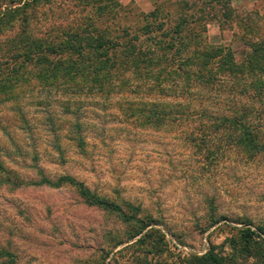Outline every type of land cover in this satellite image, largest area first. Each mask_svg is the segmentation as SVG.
<instances>
[{"label": "rangeland", "instance_id": "374dc122", "mask_svg": "<svg viewBox=\"0 0 264 264\" xmlns=\"http://www.w3.org/2000/svg\"><path fill=\"white\" fill-rule=\"evenodd\" d=\"M28 1L0 0V6ZM30 5H44L32 21L36 36L57 43L79 34V23L89 15L99 27L129 26L135 32L157 10L162 33L171 32L185 11L195 23L187 38L195 33L210 46L227 47L238 63L264 37V0H41ZM33 85L0 104V252L16 264H134L137 258L186 264L187 257L211 247L221 251L235 229L243 228L242 221L252 223L253 230L264 224V156L204 166V156L179 131L128 118L131 105L141 103L132 96L106 100L86 91L89 97H79V77L57 86ZM39 170L54 180L73 176L122 206V201L141 206V218L151 215L153 227L165 237L163 254L132 249L137 239L128 241L120 216L87 205L73 188L34 185Z\"/></svg>", "mask_w": 264, "mask_h": 264}, {"label": "trees", "instance_id": "16d2710c", "mask_svg": "<svg viewBox=\"0 0 264 264\" xmlns=\"http://www.w3.org/2000/svg\"><path fill=\"white\" fill-rule=\"evenodd\" d=\"M40 1L0 6V104L18 99L20 91L33 84L57 86L79 77V97L132 96L141 103L131 105L128 118L144 121L147 127L179 131L204 156V166L240 158L252 162L264 156V37L252 43L250 53L238 63L227 47L210 46L195 33L187 38L194 21L185 11L174 20L171 32L162 33L157 10L135 32L129 26L99 27L89 15L79 23V34H69L57 43L47 35L36 36L31 27L37 9L44 5L30 4ZM117 31L120 35L112 37L110 33ZM208 104L222 110H211ZM78 142L83 149L84 142ZM38 175L36 186L71 187L87 205L118 214L130 232L128 241L137 239L132 249L144 247L146 255L163 254L165 237L153 227L151 215L141 218V206L125 201L122 206L70 175L55 180L43 170ZM208 221L210 226L217 224L214 211ZM241 224L243 228L235 229L221 251L211 247L203 255H190L185 263L264 264V224L256 230L248 221ZM10 257L0 252L5 264H16ZM134 264L162 263L137 258Z\"/></svg>", "mask_w": 264, "mask_h": 264}]
</instances>
